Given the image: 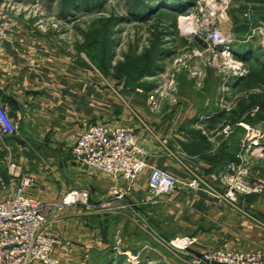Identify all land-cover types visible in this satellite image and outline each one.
<instances>
[{
    "label": "rangeland",
    "instance_id": "rangeland-1",
    "mask_svg": "<svg viewBox=\"0 0 264 264\" xmlns=\"http://www.w3.org/2000/svg\"><path fill=\"white\" fill-rule=\"evenodd\" d=\"M235 1L0 0V8L17 22H33L59 52L100 76L108 94L116 87L142 90L149 117L199 120L189 132L204 138V146L213 151L209 158L218 160L222 153L230 157L225 165L190 173L189 180L174 174L182 182L200 183L201 189L181 186L179 192L201 191L223 204L206 214L208 219L192 216L181 233L168 237L159 231L162 239L145 232L139 219L126 221L120 227L123 241L116 238L115 243L121 254L57 253L58 264H194L190 253L202 256L214 249L260 252L264 258V184H255L264 182L263 70L253 77L260 70L257 64L264 66V27L254 25L248 31L247 18L233 6ZM211 32L230 43L232 57ZM248 57L257 62L242 59ZM247 77H252L250 84L231 87L236 78ZM152 95L158 98L157 109L150 106ZM163 140L166 144L169 139ZM232 163L246 165L248 176L237 180L239 168L227 169ZM147 176L142 175L146 185ZM240 181L250 182L253 191L247 193ZM232 188L237 191L235 200L228 197ZM179 224L185 222L180 220L178 228ZM115 226L111 222V234L119 237ZM125 226L131 227V234ZM184 237L195 239V244L183 251L172 247Z\"/></svg>",
    "mask_w": 264,
    "mask_h": 264
},
{
    "label": "crops",
    "instance_id": "crops-1",
    "mask_svg": "<svg viewBox=\"0 0 264 264\" xmlns=\"http://www.w3.org/2000/svg\"><path fill=\"white\" fill-rule=\"evenodd\" d=\"M233 6L247 18L248 31L254 25L264 27V0H236ZM36 26L21 19L16 31L0 42V101L20 126L16 136L0 141V180L11 184L6 191L0 188V200L16 186L8 172L13 163L35 178L31 194L43 202L57 203L75 190L87 192V198L56 211L49 221L48 230L59 239L56 255L112 253L116 238L123 241L120 227L126 221L139 219L145 232L162 239L159 231L176 235L171 233L187 230L192 216L206 220V214L222 209L220 201L201 191L179 192L182 189L147 202L143 177L134 191L119 199L113 190L124 189L126 183L79 164L72 148L94 123L132 127L149 152L148 163L180 179L225 165L230 157L222 153L218 160L209 158L213 151L204 146V138L189 132L199 120L149 117L142 90L116 87L108 94L100 76L59 52ZM163 139L169 140L163 144ZM180 220L185 225L178 228ZM111 222L115 231L119 226V237L111 234Z\"/></svg>",
    "mask_w": 264,
    "mask_h": 264
},
{
    "label": "built area",
    "instance_id": "built-area-1",
    "mask_svg": "<svg viewBox=\"0 0 264 264\" xmlns=\"http://www.w3.org/2000/svg\"><path fill=\"white\" fill-rule=\"evenodd\" d=\"M17 27L18 22L6 10L0 8V42L13 34ZM210 37H214L216 44L224 45L228 50L227 57L233 56L228 45L230 43H226L220 33L211 32ZM150 106L153 109L158 108V98L154 95L150 97ZM19 130V124L11 119L0 101V141L16 136ZM72 154L79 164L88 167L90 171H100L126 183L124 189L113 190L119 199L134 191L145 173L148 175L146 200L150 203L176 192L181 186L201 189L200 183L182 182L173 174L150 165L147 161L148 153L140 145L132 127L90 124L72 148ZM237 167V180H240L239 177L246 178V165H227L228 170H235ZM8 172L12 179H16V186L7 197L0 200V264H58L55 255L59 239L48 230L49 221L56 211L87 198V192L71 191L57 204L43 202L30 193L36 187V180L32 175L25 173L15 163L9 166ZM201 179L204 183L205 179ZM249 183H239L247 193L253 191ZM255 184L262 187L264 182L259 180ZM9 187L10 183L0 180L1 189L6 191ZM236 193L232 188L228 197L235 200ZM195 242V239L184 237L173 242L180 246L174 247L172 243L170 246L183 251ZM112 250L115 254H121L119 245L113 246ZM189 256L194 264H264L260 252L243 253L214 249L202 256L192 253Z\"/></svg>",
    "mask_w": 264,
    "mask_h": 264
},
{
    "label": "trees",
    "instance_id": "trees-1",
    "mask_svg": "<svg viewBox=\"0 0 264 264\" xmlns=\"http://www.w3.org/2000/svg\"><path fill=\"white\" fill-rule=\"evenodd\" d=\"M250 55H255L254 57H252V58H257V55L258 54H256V53H252V54H250ZM250 57H248V58H242V59H247V60H245V61H248V62H251L253 65L257 62V61H250V59H249ZM260 63V62H259ZM257 66L260 68V70H258L259 71V73L257 74V75H254L253 77H257V76H259V74H261V71H262V73H264V66H261V65H259V64H257ZM251 78L252 77H247V78H242V79H240V78H236L234 81H233V83L231 84V87L232 88H240V87H243V86H245V85H247V84H250L252 81H251ZM224 114V113H223ZM222 114V115H223ZM222 115H219V117L220 116H222Z\"/></svg>",
    "mask_w": 264,
    "mask_h": 264
},
{
    "label": "bare ground",
    "instance_id": "bare-ground-1",
    "mask_svg": "<svg viewBox=\"0 0 264 264\" xmlns=\"http://www.w3.org/2000/svg\"><path fill=\"white\" fill-rule=\"evenodd\" d=\"M231 55H232V54H231ZM172 245H173L174 247L180 246L179 244H176V243H172Z\"/></svg>",
    "mask_w": 264,
    "mask_h": 264
}]
</instances>
